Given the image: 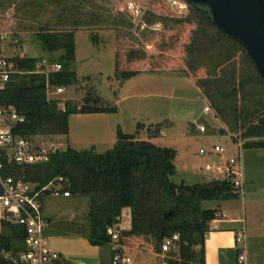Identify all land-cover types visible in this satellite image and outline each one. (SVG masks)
<instances>
[{
  "label": "rangeland",
  "instance_id": "rangeland-1",
  "mask_svg": "<svg viewBox=\"0 0 264 264\" xmlns=\"http://www.w3.org/2000/svg\"><path fill=\"white\" fill-rule=\"evenodd\" d=\"M0 10L8 15L0 19V26L7 33L0 45L9 58L57 57L63 50L46 52L34 39V31L40 25L74 30L75 59L70 69L76 80L60 92L50 86L48 98L56 99L60 107L67 100L78 106L97 103L116 107L113 112L71 113L66 134L37 135L38 143L49 148L63 149L68 145L76 150L93 148L104 152L113 147L119 133L136 134L137 139L176 150V173L170 177L175 183L205 185H210L213 178L204 170V164L219 156L200 155L201 147L222 145L225 151L221 156L240 151L245 168L244 195L213 197L202 200L200 206L217 209L227 218L244 219V223H220L219 227L230 230L235 226L240 230L245 224L250 264H264V148L242 147L243 141L235 140L225 130L227 125L215 116L213 109L205 113L203 108L210 103L196 84L198 79L213 83L217 76L234 73L238 79L244 74L251 65L239 44L232 59L211 73V62L219 52L217 46L226 43L217 38V45L206 52L203 48L196 52L195 64H205V68L190 70L186 44L195 34L201 36L214 26L207 25L188 3L183 8L173 6L170 0H0ZM23 46L25 50L21 49ZM131 71L137 72L129 77L121 75ZM157 123H162L160 130ZM197 124H203L205 130L199 131ZM59 176L63 190H69L68 177ZM94 205L89 194L70 192L69 196L45 197L43 215L50 220L49 232L59 235L64 230L82 229L87 234ZM122 210L130 213L128 207ZM152 241L150 233L127 237L124 250L130 264L161 263V255L151 250ZM108 255L103 249L104 263Z\"/></svg>",
  "mask_w": 264,
  "mask_h": 264
},
{
  "label": "trees",
  "instance_id": "trees-1",
  "mask_svg": "<svg viewBox=\"0 0 264 264\" xmlns=\"http://www.w3.org/2000/svg\"><path fill=\"white\" fill-rule=\"evenodd\" d=\"M188 5L201 14L207 25L214 26L202 32L201 36L195 34L186 44L189 69L194 71L203 66L195 64L196 52L201 48L206 52L219 37L225 39L226 43L217 46V59L211 62L209 72H215L218 65L232 59L235 46L239 45L251 65L238 79L234 78V73H229L217 76V81L213 83L210 79H198L196 84L209 101L215 116L227 125L225 130L235 140L243 141L242 147L264 148V82L251 57L236 39L213 25L203 11L190 3ZM33 36L48 53L63 50L59 56L48 59L61 67L48 73L36 72L35 64L41 57L14 55L9 58L15 72L11 73L5 87L0 90V105H12L24 116V121L16 128L17 132L27 136L64 135L71 113L116 110L115 106L97 103L78 106L70 100L60 107L56 99L48 98L50 86L66 87L76 80L75 72L70 69L75 59L74 30L40 25ZM136 72H121V75L129 77ZM161 125L157 123L158 130ZM175 157L176 150L173 148L157 146L148 140L137 139L136 134L121 132L113 147L104 152H96L93 148L76 150L67 145L66 149L51 151L46 161L18 166L16 174L40 185L62 174L70 181L69 192L91 195L95 205L90 211L86 236L92 245L109 246L110 239L105 228L121 214L123 208L128 207L131 228L125 232L124 242L130 234L150 233L153 236L151 250L158 252L162 239L177 232L180 240L178 246L170 251V262L204 264L205 233L218 211L202 209L200 202L234 193L226 181L213 179L210 185L175 183L170 178L176 173ZM96 198L99 202H96ZM44 218L48 225L50 220ZM2 248L10 251L12 256L24 248L21 227L12 226L10 232L0 238V264H22L5 258L1 253Z\"/></svg>",
  "mask_w": 264,
  "mask_h": 264
},
{
  "label": "built area",
  "instance_id": "built-area-1",
  "mask_svg": "<svg viewBox=\"0 0 264 264\" xmlns=\"http://www.w3.org/2000/svg\"><path fill=\"white\" fill-rule=\"evenodd\" d=\"M182 1V2H181ZM173 6L186 7L185 0H170ZM181 12V10L179 11ZM8 15L0 11V19ZM0 26V43L6 37ZM1 46V45H0ZM25 50V47H21ZM59 63H50L48 59L41 58L35 64L36 72L48 73L50 70H58ZM15 72L9 57L1 51L0 47V90L5 87L11 73ZM64 89L56 87V92ZM212 110L205 105L203 111ZM24 121V116L19 114L12 105H0V238L5 236L12 226L22 228L23 249L12 256L11 252L2 248L1 253L5 258L22 264H130L131 259L125 252L127 245L124 242L125 232L131 228L130 213L118 215L115 220L106 226L105 232L110 239V257L106 263H78L67 260L62 253L53 250L49 246L48 236L45 233L46 221L43 215V200L47 196H69V190H63L62 177L55 176L45 184L40 185L16 174L18 166L31 165L46 161L53 148L38 143L35 136H27L16 131L19 123ZM199 131H204L203 124L196 125ZM239 145V144H238ZM225 151L222 145L215 144L209 149L201 147L200 155H216L218 159L204 164V170L212 175L214 180L226 181L234 195L243 196L245 193V168L242 154L221 156ZM124 215L126 219H124ZM214 218L205 236L217 227ZM179 233L165 236L160 243V264H173L170 251L178 246ZM236 256L233 264H250L247 251V234L243 228L235 236Z\"/></svg>",
  "mask_w": 264,
  "mask_h": 264
},
{
  "label": "water",
  "instance_id": "water-1",
  "mask_svg": "<svg viewBox=\"0 0 264 264\" xmlns=\"http://www.w3.org/2000/svg\"><path fill=\"white\" fill-rule=\"evenodd\" d=\"M185 1L203 11L213 25L245 48L264 82V0Z\"/></svg>",
  "mask_w": 264,
  "mask_h": 264
},
{
  "label": "crops",
  "instance_id": "crops-1",
  "mask_svg": "<svg viewBox=\"0 0 264 264\" xmlns=\"http://www.w3.org/2000/svg\"><path fill=\"white\" fill-rule=\"evenodd\" d=\"M0 47L1 51L6 55L3 44H1ZM216 219H218L216 221L217 227L211 230L204 239V264H233L237 246L235 243L236 233L244 228L248 239L247 227L244 224L243 228L240 230H237L235 226H231L230 230H221L219 225L220 223H244L245 220L237 217H224L219 211ZM82 232L83 231L79 229L67 230V232L64 230L61 234L55 235L49 232L47 223L45 228L50 248L62 253L68 260L78 263H104L103 249H107L109 253L108 257H110L109 246L104 248L99 245H92L84 236L86 234ZM77 242H80L81 245H78ZM80 246L82 247L78 249ZM108 260L109 258L107 261Z\"/></svg>",
  "mask_w": 264,
  "mask_h": 264
}]
</instances>
